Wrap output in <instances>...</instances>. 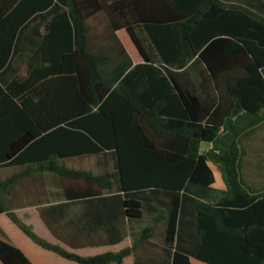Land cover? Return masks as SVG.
<instances>
[{"label":"trees","instance_id":"trees-1","mask_svg":"<svg viewBox=\"0 0 264 264\" xmlns=\"http://www.w3.org/2000/svg\"><path fill=\"white\" fill-rule=\"evenodd\" d=\"M119 32L141 60L134 67ZM193 73L217 92L213 111L182 89L193 82ZM166 88L168 110L162 105L157 111ZM181 90L183 95L176 92ZM146 97L149 109L141 104ZM114 100L136 108L115 116L108 106ZM175 101L182 114L175 113ZM141 117L148 127L139 124ZM164 118L187 119L190 136L182 133L184 124ZM263 121V4L254 9L228 0H0V170L25 168L0 179V214L43 249L78 264H123L131 254L135 264H190V257L207 264H264V188L242 180L239 146ZM166 129L174 139L187 140L193 154L160 155L157 139ZM145 134L149 140L143 143ZM202 142L212 149L199 155ZM126 149L133 156L126 157ZM104 150H114L112 174L73 172L56 158ZM207 162L219 167L226 186L216 197ZM32 167L92 185L87 194L116 200L121 215L134 220L143 216L147 190L168 196L172 206L162 247L145 249L138 237L119 253L83 258L44 241L5 199L14 184L31 176ZM185 203L196 208L189 215L195 233L182 231ZM0 262L32 264L2 239Z\"/></svg>","mask_w":264,"mask_h":264},{"label":"crops","instance_id":"crops-1","mask_svg":"<svg viewBox=\"0 0 264 264\" xmlns=\"http://www.w3.org/2000/svg\"><path fill=\"white\" fill-rule=\"evenodd\" d=\"M91 24L94 26L93 23ZM117 35L126 51L128 52L127 45H129L132 48V52L135 53V55H131L128 52L133 62L132 67L141 63L128 36L124 32H119ZM20 74L25 75V70L21 69ZM192 80V83L182 87V89L190 93L193 98L199 100L196 101L198 106L200 104L201 108L205 110L210 108L211 111H213L218 104V94L213 86L203 85L201 77L196 73L192 74ZM127 88L126 86V89ZM164 90L166 93L158 98L157 111H159L162 105L168 110L169 103L167 99H169L168 97H170V94L169 96L167 95L166 90H168V88ZM169 90L171 92L172 88L169 87ZM176 92H181L182 94L183 91ZM171 94L176 100L175 91H172ZM147 98L148 97L142 98L141 104L149 109L151 100ZM131 103H122L114 100L112 103H109L108 106L110 109L112 108L111 111L116 116V113L118 114L121 109H124V114H126V111L136 108ZM181 105L182 104L178 101L174 102V106H176L175 113L178 114L182 112V109H180L182 108ZM44 110L47 115V105H44ZM120 116L123 118L125 115ZM164 119L170 121L172 124L175 123L174 120H168L169 118ZM180 119L177 120L179 122H176L174 125L178 123L179 125L184 124L185 127L182 133L186 136H190V129H187L188 125H190L188 120H183V118ZM138 122L143 128L148 127V120L146 118L141 117ZM158 122L159 126L162 127L167 124L164 123L163 125L160 121ZM262 124L264 126V121L259 124V126ZM262 128H256L254 131L257 132ZM166 130L167 132L165 133H167L168 136L165 135L161 137L162 140L157 139L159 144L156 146V149L160 155L165 156V158L167 156H178L183 158L188 156V152L193 154L192 151L187 150V140L179 138L174 139V131L168 132V129ZM262 131H264V129ZM147 136L148 135L145 134L141 142H148L149 137ZM146 146L150 148L148 144H146ZM153 148L155 149V147ZM211 149L212 144L202 142L199 146L198 154H205ZM262 149L264 150V145ZM143 151L144 150L141 151L142 154ZM125 152H127L125 153L126 157L133 156L129 153L131 150L126 149ZM113 154L114 150L110 152L104 150L103 153L99 154L66 158H59L60 156H57L56 158L58 159V165L64 169L78 173L87 172L98 176L105 173L112 174L116 171ZM207 164L213 171L215 178V182L211 187L216 191L212 196L216 197L220 192L226 190V186L219 167L212 162H207ZM23 170H25L23 167L1 169L0 179L5 180L11 174H15L16 172L20 173V171L23 172ZM253 171L263 172L264 169L259 166H253ZM253 171L250 173H253ZM30 175L28 179L14 184L13 191L6 193L5 199L16 217L23 224L30 227L38 237L49 244L55 245L70 254L83 258L94 257L106 253H119L122 250L131 248L134 244V239L138 237L143 239L142 245L145 244V249L150 246L162 247V236L166 229L168 213L172 206L171 199L168 196L164 197L162 194H153L151 190H147L146 194H143L141 198L143 216L140 220H134L121 215V207L116 200L98 198L91 194H87V190H91V188L94 187L92 185H87V183L83 181L76 180L70 182L63 180L56 173H51L47 170H42L41 172V170H37L34 167L30 169ZM243 181L247 184L245 180ZM112 182L113 190L115 191L116 183L114 181ZM198 200L206 202L205 199ZM195 211L196 208L193 203L184 204V221L182 220L181 225L183 226V233H195L193 229L195 220L189 216L192 213L194 214ZM187 223L190 226L185 228ZM186 238H188V235ZM0 239L8 241L20 249L32 264H78L35 244L11 222L5 213L0 214ZM190 243L191 242L187 241L184 246L187 247ZM145 249L144 254L147 255L148 250ZM189 260L190 264H207L193 257H190ZM123 264H135V255L131 254L124 258Z\"/></svg>","mask_w":264,"mask_h":264},{"label":"rangeland","instance_id":"rangeland-1","mask_svg":"<svg viewBox=\"0 0 264 264\" xmlns=\"http://www.w3.org/2000/svg\"><path fill=\"white\" fill-rule=\"evenodd\" d=\"M230 2H242L251 8L256 9L258 5H264V0H228ZM128 52L132 55V48L127 45ZM134 57V56H133ZM264 127L263 124L258 128ZM262 129H257L258 131H252L250 134L243 136L240 140L239 146L243 150V155L240 158V167L242 171V180H245L247 184L255 189L264 188V171L254 172L253 166H259L264 169V150L262 149L264 145V131ZM253 173H250L252 172Z\"/></svg>","mask_w":264,"mask_h":264}]
</instances>
